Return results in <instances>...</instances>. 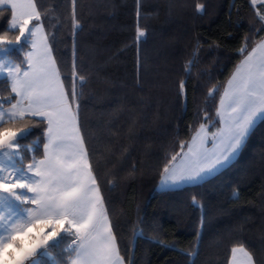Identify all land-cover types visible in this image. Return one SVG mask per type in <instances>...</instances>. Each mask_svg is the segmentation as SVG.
Instances as JSON below:
<instances>
[{
    "label": "trees",
    "instance_id": "16d2710c",
    "mask_svg": "<svg viewBox=\"0 0 264 264\" xmlns=\"http://www.w3.org/2000/svg\"><path fill=\"white\" fill-rule=\"evenodd\" d=\"M37 3L40 23L69 85L74 62L79 70L82 122L95 150L93 161L121 256L130 257L132 264H229L232 247L241 244L254 261L264 255V120L237 159L217 174L195 187L158 189L164 166L181 151L180 145H187L201 124L210 132L218 128L220 95L243 56L264 36L257 31L264 3L77 0L82 31L76 36L71 0ZM197 4L205 6L202 13H197ZM10 20V7H0V35L7 32L8 39L18 34ZM241 47L246 48L243 54ZM30 48L22 40L8 55L20 64ZM79 75L86 77L83 84ZM181 81L186 97L180 95ZM213 87L219 90L209 96ZM14 96L11 80L0 78V104L10 106ZM25 124L28 131L20 138L24 147L17 158L23 168L33 156L41 158L46 142L40 118H17L11 126ZM3 125L9 126V120ZM123 148L128 151L122 154ZM193 195L203 208L193 206ZM202 213L207 222L197 237ZM70 243V237L57 241L51 258L41 253L40 264H67ZM192 246L195 256L185 251Z\"/></svg>",
    "mask_w": 264,
    "mask_h": 264
},
{
    "label": "snow or ice",
    "instance_id": "6c2138e0",
    "mask_svg": "<svg viewBox=\"0 0 264 264\" xmlns=\"http://www.w3.org/2000/svg\"><path fill=\"white\" fill-rule=\"evenodd\" d=\"M71 3V29L76 36L82 26L76 12L77 0ZM0 5L10 6V27L18 33L12 39H8L7 32L0 35V51H6L8 45L22 43L26 36L32 47L18 65L6 67L0 62V71L6 70L11 78V92L16 100L9 113V126L3 125L4 113L0 112V153L12 160L24 147L20 138L28 131V125L11 126L17 117H38L46 125L41 158L33 156L23 171L19 167L9 169L0 161V209H3L0 211L3 233L0 234V264H40L41 253L52 256L50 249L65 237L71 238L67 264H125L126 260L132 264L130 257L121 256L118 234L93 161L95 150L89 147L84 130L83 92L76 90L79 74L76 63L72 65L73 81L69 85L40 23L37 0H0ZM204 7L197 4V13H202ZM32 22L35 23L30 28ZM259 22L261 27L257 31H264V15L259 16ZM138 35L143 36L144 32L138 30ZM244 40L247 44L248 37ZM245 51V47L239 49L241 54ZM190 63H193L191 59L185 65L186 70ZM79 81L83 84L86 77L79 75ZM179 90L186 97L184 81L179 83ZM218 90L213 87L208 95ZM216 116L220 127L211 134V139L201 124L191 143H182L181 151L171 156L163 169L166 175L161 181L162 188L200 185L232 162L257 121L264 120V36L236 66L220 95ZM133 134L134 124L129 127V138ZM209 143L212 149L207 148ZM127 151L123 148L122 154ZM178 157L179 163H174ZM13 202L19 205V213L13 211ZM191 202L203 208L195 195ZM206 222L207 217L202 213L197 237ZM158 242L164 244L162 239ZM185 251L189 256L196 255L195 246ZM231 252L233 264L237 253L244 258V264H264V255L254 261L242 244L232 247ZM56 264L66 262L60 260Z\"/></svg>",
    "mask_w": 264,
    "mask_h": 264
},
{
    "label": "rangeland",
    "instance_id": "374dc122",
    "mask_svg": "<svg viewBox=\"0 0 264 264\" xmlns=\"http://www.w3.org/2000/svg\"><path fill=\"white\" fill-rule=\"evenodd\" d=\"M29 27H30V25H29ZM143 36H141V37H143ZM22 40H26L27 42H29V44H31L30 40L27 36L25 38H23ZM14 45H16V44L8 45L6 51H0V62H3L6 67L12 66V65H18L15 62H13L12 59L10 58V56L8 55V50ZM3 77H8L11 80V78L9 77L6 70L0 71V78H3ZM12 104L10 106H4L3 104H0V112L4 113L3 122L9 120V113L12 110V108H11ZM17 118H19V117H17ZM20 156H21V154L19 156H14V158L12 160H8L6 157L3 156L2 153H0V161H3L4 164L7 165V167L9 169L19 167L21 169V171H23L24 168L22 166L18 165V163H17V158H19ZM17 174H19V173H17ZM4 175H7V173H4ZM0 211H3V209H0ZM13 211L19 213V205L16 204L15 202H13ZM1 232H2V230H0V233ZM46 256L48 258L52 257V256H48V255H46Z\"/></svg>",
    "mask_w": 264,
    "mask_h": 264
},
{
    "label": "crops",
    "instance_id": "0c3cea01",
    "mask_svg": "<svg viewBox=\"0 0 264 264\" xmlns=\"http://www.w3.org/2000/svg\"><path fill=\"white\" fill-rule=\"evenodd\" d=\"M259 3H264V0H256L255 5H257V4H259ZM2 6H5V5H0V7H2ZM9 7H10V6H9ZM33 26H34V24L30 23V27H33ZM43 30H44V28H43ZM44 32H45V30H44ZM45 33H46V32H45ZM30 46H31V44H30ZM256 46H257V45H256ZM256 46H255V47H256ZM31 50H32V47L29 49V51H31ZM29 51H28V52H29ZM28 52H27V53H28ZM235 69H236V68H235ZM234 71H235V70H234ZM232 74H233V73H232ZM230 78H231V77H230ZM11 83H12V81H11ZM226 86H227V84H226ZM226 86H225V87H226ZM14 103H15V102H14ZM14 103H13V104H14ZM218 107H219V106H218ZM260 121H261V120H260ZM260 121H257L256 125H257ZM256 125H255V126H256ZM219 127H220V125L218 126V128H219ZM205 128H206V131H207L208 134H209V139H211V134H212V133H215V132L217 131V129H218V128H217L215 131H213V132L211 131V132H210L207 126H205ZM198 131H199V130H198ZM196 133H197V132H196ZM196 133L194 134V136L196 135ZM194 136H193V137H194ZM193 137H192V138H193ZM191 140H192V139H191ZM191 140L189 141V143H191ZM189 143H188V144H189ZM207 148H208V149H212V144L209 143V144L207 145ZM184 151H187V147H185ZM240 152H241V151H240ZM240 152L236 155V157H234V159L232 160L231 163H233V162L237 159V157H238V155L240 154ZM174 163H179V157H178L177 161L174 162ZM231 163H230V164H231ZM230 164H229V165H230ZM229 165H228V166H229ZM225 168H226V167H225ZM223 169H224V168H223ZM223 169H221V170H223ZM221 170H219V172H220ZM216 174H217V173H216ZM165 175H166V174L164 173L163 176H162V178H161V180H160V182H159V184H158V189H159V190H168V189H169V188H162V187H161V181H162V179H163V177H164ZM209 178H210V177H209ZM207 179H208V178H207ZM0 234H3V233L1 232ZM42 254H44V253L42 252ZM125 264H126V263H125ZM229 264H233V254H231V258H230V262H229ZM235 264H244V258L242 257V255H241L240 253H237V254H236V261H235Z\"/></svg>",
    "mask_w": 264,
    "mask_h": 264
}]
</instances>
